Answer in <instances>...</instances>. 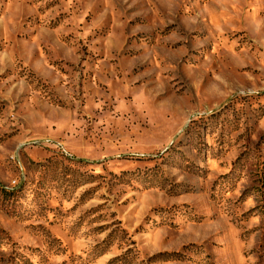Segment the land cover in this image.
Segmentation results:
<instances>
[{
    "label": "rangeland",
    "instance_id": "1",
    "mask_svg": "<svg viewBox=\"0 0 264 264\" xmlns=\"http://www.w3.org/2000/svg\"><path fill=\"white\" fill-rule=\"evenodd\" d=\"M0 264H264V0H0Z\"/></svg>",
    "mask_w": 264,
    "mask_h": 264
}]
</instances>
